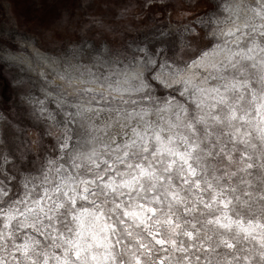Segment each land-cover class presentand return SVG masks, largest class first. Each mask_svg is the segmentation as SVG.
Wrapping results in <instances>:
<instances>
[{
	"label": "clouds",
	"instance_id": "9594fccd",
	"mask_svg": "<svg viewBox=\"0 0 264 264\" xmlns=\"http://www.w3.org/2000/svg\"><path fill=\"white\" fill-rule=\"evenodd\" d=\"M160 2L164 3V0ZM185 2L195 5L197 0ZM209 3L212 10L194 21L199 26L198 29L188 25L182 28L172 27L168 33H161L167 37L170 33L181 32L183 43L179 45L171 39L159 38L148 39L144 47L137 48L110 45L103 40L93 41L86 48L70 44L66 51H60L58 62L46 59L38 51L29 53L22 48L13 51L0 44V65H3L0 72L7 74L26 62L29 69L26 79L35 88V92L19 95L17 102L12 105V111L15 112L13 119H8L4 111H0V153H11L8 156L9 162H13V157L16 158L13 163L14 174L6 177V183L0 180V187L5 189L0 194V207L7 211L11 205L19 207L23 212V202L26 201L31 206L42 195L43 187L40 182H36L35 186L32 183L26 186L25 178L41 174L48 157H63L62 161L57 160L56 165L62 163L63 168L58 173L53 172L50 181L43 185L50 193L57 185L60 186L59 194L53 199L56 203H62L63 207L55 210V204L52 205L54 220L42 218L37 212L27 213L26 219H17L12 224L13 239L10 240L5 235L4 249L0 251L4 258H11L10 264H14L11 257L13 244H23L26 238L35 245L31 255L36 264H43L45 252L50 256L49 264H55L51 253L55 251L63 255L58 247L62 243L60 235L76 240L74 234L78 230V224L73 216L83 218L85 214V241L92 247L89 250L82 242L85 252L80 261L73 259L69 253L68 258L72 260V264H94L90 259L91 253L97 255L98 264H105V254L108 255L107 264H134L136 256L142 258L143 264H154L157 257L165 254L171 257L165 264H185L183 255L170 246L173 239L177 240L178 247L181 242L185 248L197 245L196 252L190 253L192 258L189 264H197V254L204 258L211 257L212 264H264V246L258 240L245 239L242 234H237L235 228L229 232L216 223V217L225 211L223 208L216 204L211 209L197 207L199 201L211 200L212 193L207 191V185L211 182L216 190L225 193L222 197L225 200L240 195V200L233 199L228 209L234 220H243L245 225L249 222L253 225L264 224V182L260 179L264 177V168L254 169L250 174L241 173L238 155L243 151L252 152V145H259L260 141L253 133L250 143L234 144L231 140L234 129L229 127L228 109L225 106H220L215 113H209L219 115L224 121L223 125L211 119L207 121V126L212 130L209 138L205 126L198 123L202 109L193 103V97L199 99V94L195 91L197 88L211 90L222 87L227 80L239 78L238 68L228 62V57L233 53L246 52L252 45L264 47V0H209ZM213 51L219 55L206 62L202 60L205 53ZM160 54L166 57L163 62L169 65L173 73L172 78L164 77L163 82L153 79L158 71L155 57ZM236 61L238 64L246 63L242 56H237ZM253 83L256 84L259 96L261 83L254 77ZM35 93L40 95L37 97ZM166 97H171L173 103H179L182 109H187L188 115L181 112L182 120L185 125L189 120L196 124L199 132L197 139L207 152H213L209 139L217 142L211 159L197 162L194 158L192 161L201 173L197 178L205 188L203 196L194 188V181L187 187L182 185L178 168L170 173L177 185L176 190L185 197L183 204L189 209L187 215L183 206L168 199L167 192L172 188L167 181L154 186L146 178L142 182L144 191H139L138 183L137 191L131 194L132 207L137 202H143L158 209L157 215L153 217V230L156 227L154 221L165 220L169 215L182 225L178 230L179 235L169 231L167 225H160L162 238L169 241L167 253L152 242L143 226L137 227L131 218L125 219L122 208L129 207L127 190L117 188L115 193L107 191L100 179L103 176L104 182L109 184L112 182L110 178L114 176L117 181L128 179L135 166L141 163L145 166L151 163L157 167L159 175H166L169 157L165 155L163 162L159 156L152 159L153 153L157 151L154 133L160 132L165 140L174 131L188 134L186 127L170 129L168 113L157 111ZM250 101V95L244 97L241 114L251 110L254 117L255 105ZM236 102L232 98L231 103ZM0 108H3L2 101ZM69 113L71 115H67ZM173 122H176L175 118ZM61 125L70 126L67 135L73 138L71 149H65L63 153L57 151L63 135ZM236 126L249 127L240 125L238 121ZM48 138H52L54 143L50 144ZM130 141L137 143L127 148ZM176 146L180 150L184 149L179 140ZM222 148H226L229 154H237L231 163L221 154ZM126 152L129 153L127 157ZM257 152H264V146L259 147ZM196 155L204 157L205 152H198ZM97 163H100V167L96 166ZM205 163L207 168L204 167ZM108 164H111V168ZM93 180L95 184L86 185L89 189L87 199H81L77 193H81L84 182ZM72 188L75 193L71 191ZM233 188L240 191L233 193ZM65 191L68 192V198L65 197ZM153 192L161 198L162 211L161 204L153 203ZM242 192H249L251 195L245 196ZM69 198L75 199V207ZM15 201L21 203H14ZM100 213H103V217L97 224L94 216ZM3 223L0 220V231L7 234L8 229L3 228ZM29 223H35V231L27 227ZM105 224L108 226L107 232L102 229ZM46 226H50L47 231ZM88 228L103 240L104 246H96L92 236L88 234ZM53 229L57 231L53 233ZM186 231L196 233V239L188 240ZM53 234L56 235V240L51 239ZM109 240L111 247H108ZM137 240L146 246L143 251ZM226 240H230L235 248L228 249L223 243ZM200 244L209 246L211 252H203L198 247ZM63 247L67 248L68 245L64 243ZM148 249H151V256L147 254ZM19 259L20 264H25L23 257ZM200 264H203V259Z\"/></svg>",
	"mask_w": 264,
	"mask_h": 264
},
{
	"label": "snow or ice",
	"instance_id": "6c2138e0",
	"mask_svg": "<svg viewBox=\"0 0 264 264\" xmlns=\"http://www.w3.org/2000/svg\"><path fill=\"white\" fill-rule=\"evenodd\" d=\"M264 47H260L259 45L250 46L246 52L233 53L230 57H228V62L233 64L238 68V77L227 80V82L222 87H217L211 90H205L202 88H197L195 91L199 94V99L193 97V103L196 104L197 107L202 109L201 115L198 119V123L205 126L206 132L209 138L212 135L211 127L207 126V121L209 119L214 120L217 124L223 125L224 121L221 120L219 115H209V113H215L220 106H225L228 109L227 121L229 127L234 129V132L231 135V140L234 144L244 145L245 143L251 142V137L253 133H255L257 140L260 141V144L252 145V152H256V155H253L252 152L243 151L238 153L240 156L239 164L241 165L239 171L244 174H250L252 170L257 168H264V152H257L259 147L264 146ZM219 55L218 52L213 51L212 53H205L202 57V60L205 62L209 60V58H214ZM237 56H242L243 61L246 63L238 64L236 61ZM259 57V58H258ZM164 77H173L172 70L166 62L158 63V71H156L154 80L163 82ZM253 77L261 83V89L259 96L257 95V87L256 84L253 83ZM187 85V82H185ZM251 96V103L255 105V116H252L251 110L244 112L241 114L243 110V99L246 96ZM232 98L236 99V103H231ZM238 108L240 110H238ZM157 111L160 113H168V124L170 129L176 130L180 128H187L188 134H185L183 131H174L173 134L169 136L167 140H165L160 132L154 133V140L157 143V151L153 153L152 159L155 160L157 156L162 158L167 155L169 157L167 161V167L165 169L166 175L161 176L157 171L156 166H152L149 163L148 166H145L143 163L137 164L131 177L128 179H119L111 177V183H105V178L100 177L101 183L103 187L107 191L115 193L117 188L126 189L127 193L130 197L129 207L122 208L125 219L131 218L132 221L136 224L137 227L143 226L145 231L148 232L149 238L152 242L158 246L162 251L167 253L169 248V241L162 238L160 225L163 223L168 226L169 231L175 232L176 235H179V229L182 227L181 224H178L176 220L169 215L165 220H156L155 230H153V217L157 215L158 209L156 207L149 206V204L143 202H137L135 207L131 206V194L137 191V184L139 183V191L143 192V181L147 178L154 186H158L160 184H164L166 181L171 185L172 190L167 192V197L170 201L177 203L185 208V215L188 214L189 209L187 206L183 204L185 197L177 191V185L174 183L172 176L170 173L175 171L177 168L179 169L178 175L181 180V183L184 187H187L189 184L194 183V188L199 190L201 196H203L205 192V188L202 186L201 181L197 178L201 173L199 169L195 167L192 163L195 158L197 162L201 159L208 160L211 159L212 154L216 151L215 144L217 142H213L209 139V144L212 146L213 152H207L202 143L197 139L199 136V132L197 130L196 124H194L191 120L187 122L185 125L181 112L183 111V115H188L187 109L181 107L179 103H173L171 97L164 98L162 102V106L157 108ZM54 115V114H53ZM67 115H71L70 113ZM173 118H175V123L173 122ZM239 122L240 125H248L249 127H238L236 126V122ZM70 127V126H69ZM69 127H64L61 125L63 129L62 141L59 144L57 151L59 153H63L65 149H71L73 138L67 135L69 131ZM139 139V138H138ZM179 140L180 143L184 145V149L180 150L179 147L176 146V142ZM137 143V141H130L126 147L131 148L133 144ZM148 149H145L147 152ZM198 152H205L204 157L197 156ZM221 154L224 156L225 160L229 163L233 161L234 155L237 154H229L226 151V148L221 149ZM129 153H125V157H127ZM9 154L0 153V180H3L6 183V177L12 176L13 173V163L8 160ZM63 160L62 156L48 157L45 161V164L42 169V173L32 174L25 178L24 184L27 186L29 183H32L35 186L36 182H40L43 187V192L40 198L33 202L31 206L27 204V202H23L25 204L24 211L21 212L19 207L9 206L7 211H5L2 207H0V220H3V228L8 229L7 234L3 231H0V251L4 249L5 235H7L8 239H13L12 236V224L20 218H27V213H37L42 218H47L49 221L54 220L55 217L53 215L54 209L52 205L55 204V210H59L63 207L62 203H56L53 199L54 196L58 195L60 192V186L57 185L55 189H53L50 193L46 185L50 179L51 174L53 172H59L63 168V164L61 163L59 166L57 165V160ZM11 165L12 171L9 172L5 169V165ZM97 167H100V163L96 164ZM111 168V164L107 165ZM131 167V165H128ZM207 168V164L204 165ZM206 175L207 173H203ZM262 182H264V177L260 178ZM87 183L95 184V181L84 182L85 186L82 188L81 193H77L81 196V199H87V193L89 192ZM243 183V181H241ZM5 189L0 187V194H3ZM71 191L75 193V189L72 188ZM207 191L212 193L211 200L203 199L198 202L197 207H203L205 209H211L214 204L218 205L220 208H223L225 211L223 214L216 217V223L219 227L226 229L227 231H232L233 228L236 229L237 234H242L245 239L253 238L258 240L262 246H264V232L260 230H264V224L253 225L249 222L247 225L244 224L243 220H234L232 216L229 214L228 209L230 205L233 203V199L236 201L240 200V195L233 197H229L227 200L222 197L225 195L224 192L216 190L211 182L207 185ZM233 193H237L240 191L238 188L231 189ZM65 197L68 198V192L65 191ZM242 195L248 196L251 195L249 192H242ZM69 201L72 203L73 207H75L76 201L74 198H69ZM14 203H21L20 201H15ZM153 203L161 204V211L163 210L161 198L159 195H156L153 192ZM119 207V205H118ZM103 217V213L94 216V220L97 224L100 223L101 218ZM86 218L87 214L83 218L81 216H73V219L78 224V230L74 234L77 239L72 240L68 239L60 235L61 244L58 246L60 250L63 252V255L58 254L57 252L51 253V259L55 261V264H72V260L69 259V253L76 261L81 260V256L85 252V247L82 246V242L86 244L84 231L86 228ZM227 221V223H225ZM211 223V221H209ZM41 223H43V219H41ZM27 227L36 230L35 223H29ZM50 226L45 227V231ZM195 227V225H193ZM102 229L107 232L108 226L105 224L102 226ZM53 233L57 230L53 229ZM88 234L92 236L93 241L96 243L97 247L104 246L103 240H101L95 232L91 231V228L87 229ZM185 236L188 240L194 241L196 239V233L192 231H186ZM52 240H56V235L53 234L51 236ZM66 243L68 245L67 248L63 247V244ZM228 249H234L235 245L230 241H223ZM137 244L141 251L145 249V245L140 243L137 240ZM170 246L174 251L180 252L184 257L185 264H189L191 260L190 253L196 252L197 245H190L188 248L183 246L181 242L179 247L177 246V240L173 239L170 242ZM86 247L90 250L92 245L86 244ZM108 247H111V241L108 242ZM202 249L203 252L209 253L211 252V248L204 244H200L198 246ZM35 249V245L32 243L30 239H25L23 244H13V252L11 254L12 261L14 264H20V257L24 258L25 264H36V260L32 257L31 252ZM149 256H151V249H148ZM90 259L94 262V264H98L97 255L95 253L90 254ZM114 259V257H113ZM171 257L168 255H164L163 257H157L154 261V264H165L166 260H170ZM197 264H200V261L203 259V264H212L211 257L204 258L201 255L197 254L196 257ZM108 255L105 254L104 261L107 264ZM50 256L48 252L43 254V264H49ZM0 264H10L9 260H6L2 255H0ZM84 264V262H81ZM134 264H143L142 258L139 256L134 257Z\"/></svg>",
	"mask_w": 264,
	"mask_h": 264
},
{
	"label": "rangeland",
	"instance_id": "374dc122",
	"mask_svg": "<svg viewBox=\"0 0 264 264\" xmlns=\"http://www.w3.org/2000/svg\"><path fill=\"white\" fill-rule=\"evenodd\" d=\"M211 10L209 0H197L195 5L185 0H164V3L160 0H0V44L13 51L19 49L12 33H20L28 37V44L39 53L58 59L60 51H66L70 44L78 47L82 43L86 48L100 40L130 48L144 47L148 39L157 38L171 39L179 45L183 43L181 32L167 37L161 33L188 25L198 29L194 21ZM155 58L157 63L166 59L163 54ZM27 76L17 69L7 74L0 72V101L3 102L0 111L10 120L15 117L12 105L19 95L35 92ZM48 139L50 144L54 143L52 138ZM5 169L12 171L11 165L6 164Z\"/></svg>",
	"mask_w": 264,
	"mask_h": 264
},
{
	"label": "bare ground",
	"instance_id": "6f19581e",
	"mask_svg": "<svg viewBox=\"0 0 264 264\" xmlns=\"http://www.w3.org/2000/svg\"><path fill=\"white\" fill-rule=\"evenodd\" d=\"M12 35H14V39L15 40H17V45L19 46V49H25L26 51H28L29 53H32V52H36L37 51V49L34 47V46H32V45H30V44H28V41H29V39H28V37H26L25 35H22V34H20V33H16V32H14V33H12ZM3 37V36H2ZM17 38H19V39H17ZM75 46V45H74ZM78 47H80V48H83L84 46H83V44L82 43H80L79 45H77ZM42 56H44L46 59H50V60H52V61H58L59 62V59L58 58H51L50 56H49V54L48 53H40ZM17 71L20 73V74H29V69H28V67H27V65H26V62L24 63V64H21L20 65V67H19V69H17ZM20 76V75H19ZM24 84V83H23ZM36 96H37V94H35Z\"/></svg>",
	"mask_w": 264,
	"mask_h": 264
}]
</instances>
